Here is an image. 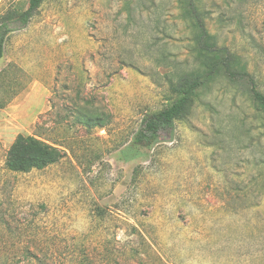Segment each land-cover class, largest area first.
Listing matches in <instances>:
<instances>
[{
	"label": "rangeland",
	"instance_id": "obj_1",
	"mask_svg": "<svg viewBox=\"0 0 264 264\" xmlns=\"http://www.w3.org/2000/svg\"><path fill=\"white\" fill-rule=\"evenodd\" d=\"M27 3L0 0V213L44 264H264V115L245 80L220 73L154 145L133 143L202 75L205 44L264 92V0H44L21 26ZM28 135L65 156L7 171Z\"/></svg>",
	"mask_w": 264,
	"mask_h": 264
},
{
	"label": "trees",
	"instance_id": "obj_2",
	"mask_svg": "<svg viewBox=\"0 0 264 264\" xmlns=\"http://www.w3.org/2000/svg\"><path fill=\"white\" fill-rule=\"evenodd\" d=\"M44 0H28L27 6L22 13L18 15L17 22L24 26L33 16L36 10L40 7ZM194 12L196 7L193 5ZM196 8V9H195ZM7 20L0 22V58L3 56L4 42L8 32L10 31ZM196 25L201 33L200 44L202 37L208 35L202 23L197 20ZM204 47H199L200 56L203 62V73L201 76L193 78L186 84V87L181 90L168 106L146 113L141 121L140 127L133 138L134 145L141 147H151L154 145L160 133L173 128L175 120L180 117L185 107H187L196 92L203 84L214 79L220 73H224L229 78H241L249 85V93L255 105L264 115V92L260 91L257 86V81L253 72L248 71L246 61L243 58L228 49L215 48L214 45L205 44ZM239 64L233 67V64ZM99 116L85 115L81 116L79 122L87 125H99ZM65 156L61 145L48 140H38L34 136H19L7 151L5 158V169L15 173H28L32 170H40L51 164L59 162ZM1 212V211H0ZM5 214L0 213V264H44V258L38 257L33 248H36L37 242L33 234L26 237L25 233H21V228L13 225L12 215L9 214L10 221L5 219ZM9 233L6 235L5 232ZM22 245L20 251L15 252L11 246L15 243ZM75 264H81V257L76 259Z\"/></svg>",
	"mask_w": 264,
	"mask_h": 264
}]
</instances>
